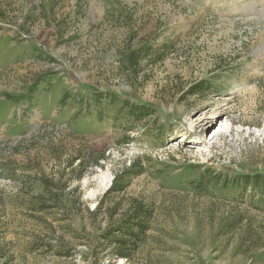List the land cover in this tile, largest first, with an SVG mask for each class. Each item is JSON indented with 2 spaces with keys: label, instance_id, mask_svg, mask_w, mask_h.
<instances>
[{
  "label": "rangeland",
  "instance_id": "rangeland-1",
  "mask_svg": "<svg viewBox=\"0 0 264 264\" xmlns=\"http://www.w3.org/2000/svg\"><path fill=\"white\" fill-rule=\"evenodd\" d=\"M222 171L264 177V0H0V264H264Z\"/></svg>",
  "mask_w": 264,
  "mask_h": 264
},
{
  "label": "trees",
  "instance_id": "trees-1",
  "mask_svg": "<svg viewBox=\"0 0 264 264\" xmlns=\"http://www.w3.org/2000/svg\"><path fill=\"white\" fill-rule=\"evenodd\" d=\"M41 83V81H37L36 84L33 86L35 89L38 88V85ZM34 89H30L26 94L21 95V98L19 101H24L26 103H31L32 100H34L36 92ZM62 103L66 104V96L63 97ZM21 127V125H19ZM17 126V127H19ZM209 185H213L215 191H227L231 186L234 187V190H240L241 188H244L246 191L249 187L253 186V188L256 191V194L264 196V188L262 185H264V177L262 176H253V177H242V176H233L226 172H218V173H212L209 175ZM44 190H49L51 188H59V184H54L48 181H44ZM51 197L49 196V199ZM133 237H137V235H133Z\"/></svg>",
  "mask_w": 264,
  "mask_h": 264
},
{
  "label": "bare ground",
  "instance_id": "bare-ground-1",
  "mask_svg": "<svg viewBox=\"0 0 264 264\" xmlns=\"http://www.w3.org/2000/svg\"><path fill=\"white\" fill-rule=\"evenodd\" d=\"M198 152H204V148H199Z\"/></svg>",
  "mask_w": 264,
  "mask_h": 264
}]
</instances>
